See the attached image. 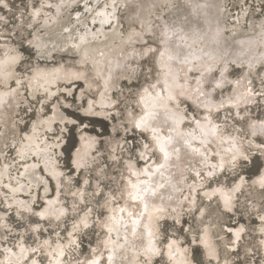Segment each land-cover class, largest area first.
I'll return each instance as SVG.
<instances>
[{
	"label": "snow or ice",
	"instance_id": "obj_1",
	"mask_svg": "<svg viewBox=\"0 0 264 264\" xmlns=\"http://www.w3.org/2000/svg\"><path fill=\"white\" fill-rule=\"evenodd\" d=\"M210 6L219 7L199 2L192 5L194 11H203ZM156 7L154 2L149 4L146 0H96L94 4L91 0H83L81 12L80 0H19L18 4L14 0H0V13H3L0 14V41H13L11 47L0 44V127L5 129L0 131V157L11 158L14 163L13 152L24 160L34 150L44 160L41 175L34 171L37 164L31 165V172L25 169L31 177L27 185L29 198L25 200L17 199L16 193L26 186L19 184L18 179L17 186L11 184L9 169L13 164L5 163L0 169V264H264V174L249 184L244 176L235 172L237 162L248 159L238 146L239 142L248 136L264 135V119H253L248 108V105H255L264 110V74L257 71L259 88L254 86L253 80H248L249 86L243 92L224 99V87L232 83L226 76L229 64L238 65L239 62L225 60L226 52L197 56L190 45L187 54L180 44L173 49L169 42L173 37L183 41V29L177 28L175 22L157 23L159 18H153L152 11ZM261 7L264 8V4ZM68 8L75 12V24L71 14L67 19L64 17V10ZM241 10L247 11L243 7ZM53 24L59 31L48 34L53 43L51 52H75L81 65L86 67L91 62L94 68L99 63L95 59V52L99 50L93 49V42L105 35V28L118 30L125 45L123 67L128 70L130 65H135L131 68L132 75L126 77L130 82L129 91L126 96L121 92L120 96L103 105L117 109L116 115L110 112L96 114L112 120L119 117V127L125 132L129 131V126L133 131H139L142 141L128 149L131 154L127 158L117 154L118 150L124 151V146L119 143L108 155L94 149L97 143L103 145L105 141L88 136L85 126L80 136L82 148L76 149L74 158L69 157L67 173L60 171L54 149L67 128L59 129L60 135L53 134V143L45 140L41 146L34 143L38 139L37 124H32L29 135L28 125L20 128L19 121L10 111L25 104L27 107L22 111H33L32 101H36L43 112L45 101L54 95L49 91L51 80L48 77L61 79L59 69L51 72L33 69L26 78L17 76L15 71L18 65L25 63V52L31 57V48L47 49V43L40 41V33ZM221 31L217 26L214 42ZM258 33L264 41V22L258 26ZM193 35H196L195 30ZM37 54L44 55L41 51ZM99 55L105 57L106 53L99 51ZM257 63L264 69V59ZM176 64H191V67L186 71L184 68L176 70ZM247 67L250 76L256 63L249 60ZM180 71L185 72L183 83L180 82ZM153 74H156V80L149 83ZM96 75L103 79L107 90L111 73L107 77L100 72ZM140 76L144 77L147 86L133 92L131 80H138ZM64 79L74 83L87 76L78 71L66 73ZM190 80L194 81L195 87H190ZM235 83L239 85L241 80L237 79ZM41 90L44 99L36 96ZM218 90L222 98L214 102L213 94ZM104 95L101 93L102 98ZM68 97L75 99L71 84L67 86L64 99ZM185 101H192V104L182 108ZM92 109L90 103L87 111L92 112ZM51 110L54 116L60 117L61 123L65 122L57 104H53ZM53 119L41 121L49 125L48 131L52 130ZM67 123L77 126L76 120ZM113 130L118 136L115 126ZM144 133L150 135L144 136ZM127 143L125 137L124 144ZM224 145L228 147L224 148ZM219 149H223L224 155ZM217 157L218 163L210 162ZM141 163L143 167H138ZM226 164L233 178L222 182L218 177L225 172ZM85 173L87 175L81 179ZM6 175L8 183L3 182ZM51 180L56 182L54 187H50ZM33 187H42L44 195H32ZM256 188L258 200L253 191ZM160 190L167 191L168 202H174L181 210L186 206L194 221L198 214L204 224L203 234L194 235L189 241L196 247L185 248L178 244L177 238L161 233L159 221L168 214L170 204L165 203L164 192ZM156 200L160 203H155ZM242 200L250 215L251 210L256 209L255 216L260 225L258 245L252 243L256 239L252 231L247 232L251 239H246L243 225L234 229L221 219L222 215L233 213ZM171 211L176 212L177 208L172 207ZM214 218L216 226L225 234L218 236L222 245L209 240ZM174 219L180 223L178 218ZM177 231L184 232L185 229ZM187 231L191 232L193 228L190 226ZM89 234L96 235L97 245L90 247L86 254L82 250L83 237ZM221 246L225 250L223 259ZM77 249H81L79 255H75Z\"/></svg>",
	"mask_w": 264,
	"mask_h": 264
},
{
	"label": "bare ground",
	"instance_id": "obj_2",
	"mask_svg": "<svg viewBox=\"0 0 264 264\" xmlns=\"http://www.w3.org/2000/svg\"><path fill=\"white\" fill-rule=\"evenodd\" d=\"M254 1L255 4L251 5L248 0H146L147 3H155L158 5V7L154 8L153 11V18L158 17L157 23L160 25H163L164 23H172L175 22L177 28L183 29V35L184 40L181 41L178 37H173L172 40H170L169 44L174 49L177 44H180L185 54L189 52V45L191 46V51L197 55V56H204L206 53H211L213 55H221L225 52L227 55L224 56L225 60L232 61L237 60L239 62V66H241L242 72L237 77H232L229 74L230 68L232 64H229L228 73L226 74L227 79L232 81L230 86L229 84H226L225 86H228L227 89H229V94L223 95L224 99H227L228 96H235L239 93L243 92L244 89L249 86L247 84V81L250 79V76L248 75V67L247 62L249 60L256 63V68L253 69L252 73L257 72V68L260 66L258 61L264 59V41H262L259 33H258V26L264 22V9L261 7L262 3H264V0H250ZM54 2H58V0H54ZM91 2L94 4L96 0H91ZM199 2L201 4L207 3L209 5H218L219 7H208L204 9L203 11H194L193 10V3ZM167 4L165 7L164 5ZM75 7V5L73 6ZM242 7L246 9V13L242 11ZM236 9V10H235ZM79 10L83 11V0H80V8ZM261 11V13H260ZM206 13V16H205ZM69 14H71L72 17V23L75 24V12L72 8H68L64 10V17L65 19L68 18ZM237 17H239V20L237 21ZM207 21V22H206ZM91 26V25H89ZM217 26L220 27L221 34L217 38V41L214 42L213 36L215 33V30ZM193 30L196 31V35H193ZM58 32L59 28L56 24L51 25L49 29L42 30L40 33V41L42 43H47V49H37L33 47L32 49L35 51V61L36 63H33L30 70L23 71L18 65L15 69L17 76H20L22 78H26L27 76L31 75V71L33 69H40L44 72H51L54 69H59L61 79L54 80L52 77H48L49 80H51V83L48 85L49 91L54 93L53 96L48 98L45 102L50 101L53 97H55L57 94L60 93L62 89H65L67 91V86L71 84V86L76 82H83V87L76 92L77 93V100L82 101V99L85 96V92L95 91V97H92L90 94L87 95V103H85V106L83 108V111L88 114L91 113H108L109 108L103 107V105L108 104L109 99H113L112 91L117 89L120 85V82L123 78H126L130 75H132L131 68H134L135 65H130V68L128 70H125L123 65L125 63L124 57L122 54V49L125 47L124 44H122L120 36L118 34V30L105 28V35H101L98 37L96 41L93 42V49H98L99 51H103L106 53L105 57H101L99 55V51L95 52V59L99 62L97 66L94 68L91 62L85 67L79 63V55H77L75 52L68 51H55L51 52V49L53 48V43L48 39V34L51 32ZM116 33V34H114ZM29 39H35L34 37H29ZM27 42V41H26ZM6 43L8 46H13V41H1L0 44ZM18 47V45H16ZM38 51H41L44 53L43 56L38 55ZM49 52L51 54L49 55ZM66 55L68 56V59L75 58V63L67 62L65 60H60L57 62L54 61V57ZM25 57V53H24ZM2 58V56H0ZM59 59V58H58ZM109 61L111 63H109ZM119 61L120 67L117 68V62ZM187 67H191V64L185 66V65H174V68L176 70H179L181 68H184L186 71ZM81 72L84 73L85 76H87V79H80L78 81H75L74 83H71L69 80L64 79L65 74H71L75 72ZM97 72H100L103 74L104 77H107L109 75V72L111 73L112 80L110 82V86L107 90H105L103 86V79L98 77L96 75ZM137 73V72H136ZM261 74H264V69L260 72ZM180 77H181V83H183V77L185 75L184 71H180ZM191 75V74H190ZM95 79H93V77ZM237 79L241 80V83L237 85L235 81ZM156 80V74L154 75L153 79L149 83H154ZM24 83H26V79L23 80ZM66 84V85H64ZM89 85H91V88H89ZM141 86H147L145 83ZM140 86V87H141ZM139 87V88H140ZM190 87H195L194 81L190 80ZM138 88V89H139ZM159 91V89H157ZM23 92V89H21ZM71 91L73 92V88L71 87ZM179 91V89H177ZM101 93H105L104 97H101ZM38 94H42V99H44V92L41 90L40 92L36 93V96ZM67 94V93H66ZM222 97H215L213 94V100L214 102H219V100ZM183 100V97H181ZM203 97H201V100ZM64 103L66 105H69V102L67 100H64ZM93 105L92 112H88L87 109L89 108V104ZM53 104H57L59 108V112L64 115L65 122H60V117L58 115L54 116L53 111L51 110L50 113H44L40 111L41 105H37L35 119L29 124L27 129V134H31V126L33 123L37 124L36 128V136L38 139L34 141V143L41 144L43 146V143L45 140H47L48 143L54 142V136L51 138L48 136V134H52L55 130L57 125L59 124L62 128L66 127L68 120H73L71 117H69L61 108V104L59 101L54 102ZM24 105H21V108H17L14 110H10L13 112V116L15 119L19 121V127H20V121H23L20 117L16 116L15 113H19L22 110V107ZM181 107H185L183 104H181ZM52 109V108H51ZM162 111V108L160 109ZM215 114V113H214ZM105 116V115H104ZM50 117H54L53 122L51 123V131H48L49 125L47 123H41V121L47 120ZM126 119V118H125ZM253 119H255L253 117ZM264 119V118H260ZM67 124V125H66ZM21 128V127H20ZM131 128V126H129ZM60 129V128H59ZM5 129L3 127H0V131H4ZM186 130V129H185ZM56 132V131H55ZM82 134V133H81ZM80 134V136H81ZM88 136H94L93 134H89L86 132ZM147 135H150L149 133H146ZM235 134V133H233ZM118 140V139H117ZM63 141V140H62ZM62 141H59V144L54 149L56 152L55 159L58 161L59 164V158L58 155L62 153ZM112 141V140H111ZM249 141H251L254 146H257L258 143L255 142L254 139L244 138L242 139L238 146L240 147L241 151L245 153V155L248 156L247 150H246V143L248 145ZM116 142V141H114ZM123 143V139L119 141ZM25 144L28 143V141H24ZM113 143V142H112ZM117 142L112 145V147H115ZM250 144V143H249ZM260 144V143H259ZM123 145V144H122ZM96 146V145H95ZM94 146V148H95ZM228 147V145H224V148ZM82 148V142L80 141V137H78V143L76 147L73 149L72 157L74 158L76 155V149ZM257 148V147H255ZM262 148V147H261ZM96 149V148H95ZM263 150V149H262ZM221 155H224L223 149H219ZM263 154V162L261 163V166L258 170L257 175L254 176V178L251 180H257L261 174H264V150L262 152ZM16 157L15 162L13 163V160L9 158L8 160H4L3 157H1L0 162V169H2L3 165L5 163L13 164V167L9 169L11 179V184L13 186H17V179L19 180V184L25 185V189L21 192L16 193L17 199L25 200L29 198V189L27 187L29 180L31 177L28 175L27 172H25V169L27 168L29 172L33 171L31 169V165L37 164L38 167L34 170L37 175H41L40 169L44 167V160L42 157H38L35 154V151L30 152L27 154L26 158L24 160H21L19 157L16 156V153L14 155ZM210 162L218 163L219 157H217L215 160H212ZM138 167H143V164H139ZM199 167V165H197ZM225 167H228L227 164ZM60 171H64L60 166ZM219 172V170H217ZM65 172V171H64ZM23 174V175H21ZM245 179L248 181L245 175H243ZM55 182V180H53ZM4 183L9 182V177L6 175L3 178ZM224 182V181H222ZM56 183V182H55ZM216 185L213 184V187ZM83 187V185H81ZM42 196L43 188L40 187ZM164 192L165 195V203L170 204V207L168 209V214L166 216L169 217H175L178 218L181 221L182 213L187 210V207L183 210H181L174 202H168L167 197V191L160 190ZM32 195H36L37 189L33 187L31 189ZM187 192V190H185ZM27 195V198L25 196ZM64 198L63 196L61 197ZM155 203L159 204L160 201L156 200ZM176 207L177 211L172 212L171 208ZM259 207V204H257V208ZM252 211H256V209H252ZM247 213H249L247 211ZM165 216V217H166ZM197 219L199 222V233L198 235L203 234V228L204 224L200 222V218L197 215ZM204 223H207V220H205ZM160 225V222H159ZM213 227L209 230V240L217 245H222V242L218 239V236H224V232L220 230L219 226H216L215 218L213 219ZM241 225L244 226L245 224L242 222L239 225L233 227L238 228ZM259 223L255 226L254 230L257 232V236L259 235ZM247 229V228H245ZM194 236V235H193ZM192 236V237H193ZM178 237V238H177ZM177 238L178 244H181L183 247L188 248L190 247L189 244H182V236L178 235ZM227 239V237H225ZM103 239V236L101 237ZM259 241V240H258ZM257 241V242H258ZM166 243V241L164 242ZM199 243V241H197ZM96 244V243H95ZM258 244V243H257ZM96 247V246H95ZM222 247V246H221ZM220 247V249H221ZM264 251V250H262ZM221 252V251H220ZM225 250L223 249V255H221V258L223 259ZM166 258V257H165Z\"/></svg>",
	"mask_w": 264,
	"mask_h": 264
},
{
	"label": "rangeland",
	"instance_id": "obj_3",
	"mask_svg": "<svg viewBox=\"0 0 264 264\" xmlns=\"http://www.w3.org/2000/svg\"><path fill=\"white\" fill-rule=\"evenodd\" d=\"M15 3L18 4L19 0H14ZM248 2L251 5H254L255 2L248 0ZM264 4V3H262ZM264 9V8H263ZM236 10V9H235ZM261 13V11H260ZM3 14V13H0ZM8 15L10 16L11 13H8ZM12 41V40H11ZM1 42V41H0ZM24 46L27 48L29 47L27 42L25 41ZM31 52L33 53L31 55V57H29V54L27 52H25V63L21 64L19 66L20 71L21 69L23 71H25V69L30 70L31 66L33 63H36L37 61H35V51L31 48ZM59 58V59H58ZM61 58V60H65L67 62H72L75 63V58L72 59H68V56L66 55H61V56H56L54 57V61L53 62H57L59 61ZM242 67L239 65H232L229 71V74L232 77H237L239 76V74H241L242 72ZM263 69L259 66L257 68V71L261 72ZM137 76H139V71H137L136 73ZM155 74H153V76L151 77L150 81L153 79ZM93 79H95L94 76H92ZM249 80H253L254 86L256 88L260 87V80L259 77L257 76V72L252 73V75H250V79ZM149 81V82H150ZM129 80H127L126 78H123L122 81L120 82V85L117 89L112 91L113 97L115 98L116 96H120L121 92H123V94L126 96L128 94V84H129ZM145 83L144 77L140 76V78L137 79H132L131 80V84L134 85V87L132 88V91L135 92L138 90V88L143 85ZM66 85V84H64ZM67 86V85H66ZM230 86V84L228 85ZM228 86L224 87L223 90V95H227L229 94V89ZM73 88V96L75 97V99L73 100V97H68L67 101L69 102V104L71 105V107H67L66 108V104L64 103V96L66 95L67 91H65V89H62L60 91L59 94H57L55 97H53L50 101L45 102V107H44V113H50L51 112V108L53 106L54 102H57V98L58 101L60 102V106L62 108V110L69 116L71 117L73 120H76L77 122V126L74 127L71 123L70 124H66V128L67 130L63 133L62 138L60 139L62 141V153H60L58 155L59 158V166L67 173L68 171V167L67 165L70 164V159L69 157H72V152L73 149L76 147L77 143H78V137H80V134L83 133V129L85 128V126H87V130L86 132L89 134H93L94 136H97L99 139H102L103 141H105V143L103 145H101L100 143H97L95 148H98L100 150L101 153H103L104 155H108L112 145L117 143H120L119 141L123 139V143H121V145L123 144L124 146V151L123 152H119V150L117 151V154L120 155L122 158H127L128 155H130L131 153H129L128 149L131 148L133 145H138L141 143L142 141V137L141 134L139 133V131H133L131 128H129L128 132H125L124 129L122 127H119L121 121L120 118L118 117L116 120H112L110 118H106V116L104 115H97L95 112L93 114L88 113L86 114L83 111V108L85 106V103H87V95L90 94L92 97H95V91L94 92H90V91H86L84 98L82 99V101L77 100V93L82 87H83V82H76L74 83L72 86ZM63 93V95L61 94ZM215 97H221L219 90L214 93ZM38 99H42V94H38L37 96ZM123 98V97H121ZM39 103H36V101H32V108L33 111H20L18 113V117H20L21 119H23V121H20V127L24 128L25 124H27L29 126V124L35 119V112L37 109V105ZM186 104H192V101H185V103L183 104L184 106ZM27 107V105L25 104L23 108ZM249 108V112L251 117L256 118H264V110H261L259 108H256L255 105H248ZM111 113V115H116L117 109H109L108 113ZM215 115V114H214ZM126 118V116H125ZM114 126L117 128V130L119 131V135H116V132L113 130ZM59 128L61 129L62 127L58 124L56 127V132L54 131L52 134H48V136L51 138L52 136H54L53 134L55 133L56 135H60L59 132ZM65 128V127H64ZM28 129V128H27ZM144 136H148L146 133L143 134ZM127 137L128 143L125 145L124 144V138ZM249 139H254L256 143H258L257 146H254L253 144H249L245 145L247 153H248V159L247 161H238L237 164V168L235 169V172L239 173L240 175H245L246 178L248 179L249 184H251V180L254 178L255 175H257L258 170L261 166V163L263 162V150H264V146H261L262 144H264V135H258L257 137H252V136H248ZM247 137V138H248ZM118 139V140H117ZM112 140V141H111ZM116 141V142H114ZM113 142V143H112ZM260 143V144H259ZM257 147V148H255ZM262 147V148H261ZM94 148V149H95ZM93 149V150H94ZM263 149V150H262ZM13 157H15V152H13L11 154ZM134 155V154H133ZM1 157H0V162H1ZM134 159H135V155H134ZM73 175H76L75 173H73ZM87 174L85 173L83 176H81V179L85 178ZM221 181L224 182H228L233 178V173L231 171H228V167H225V172L221 173L218 177ZM95 182L93 181V184ZM66 184V182H65ZM55 186V182L53 180H51V184L50 187H54ZM67 189L65 188V191ZM254 193L256 194V198L257 200L259 199L258 196V188L253 189ZM36 194H39L40 196H42L41 194V189H37ZM50 195H54V193H50ZM25 198H27V195L25 196ZM70 200V196L68 197ZM207 202V201H205ZM92 203L94 204V201H92ZM197 215L196 214V220L194 221L192 219V216L188 214L187 210H185L182 213L181 216V221L180 223H176L175 222V217H169L166 216L163 219H161L160 222V231L161 233H163L165 236L168 237H177L178 235L182 236V244H189V241H191L192 236L193 235H198L199 233V222L197 219ZM222 221H227L228 224L227 226H231V227H235L237 225H239L240 223H244L245 224V229L246 230V239H251V237L247 236V232L252 231L253 235L256 237L255 240L252 241L253 244L258 245L257 241L259 240V236H257V232L254 230L255 226L259 223L258 218L255 216V211L251 210V215L250 213H247V211H245V208L243 206V200L240 206H238L236 209H234L233 213L230 214H225L222 215L221 217ZM185 221H188V223H185ZM193 228V231L189 232L187 231L189 229V227ZM183 228L185 229L184 232H180L177 231L178 229ZM220 228V227H219ZM221 230V228H220ZM102 237V236H101ZM100 237V239H101ZM178 238V237H177ZM165 241H162V243H164ZM96 243V244H95ZM97 245V237L96 235L93 234H89L88 236H84L83 237V251L87 254L90 250V247H95ZM190 245V244H189ZM190 247H196V245H190ZM81 249H77L75 252V255H79ZM221 251V255H223V247H221L220 249Z\"/></svg>",
	"mask_w": 264,
	"mask_h": 264
}]
</instances>
